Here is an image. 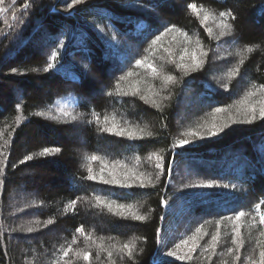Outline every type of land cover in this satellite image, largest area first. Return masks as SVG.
<instances>
[{
  "label": "trees",
  "instance_id": "obj_1",
  "mask_svg": "<svg viewBox=\"0 0 264 264\" xmlns=\"http://www.w3.org/2000/svg\"><path fill=\"white\" fill-rule=\"evenodd\" d=\"M25 3L30 7L21 14ZM69 3L71 0H16L12 5V0H5L3 6L11 10L0 14V161H5L0 163L4 169L0 173V264H55L62 248L69 244L74 250H90L91 264H109L106 252L98 248L101 238L105 248L115 246L116 264H132L115 251L129 241L137 245L135 264H152L154 257L160 259L163 245L158 241L167 240L172 209L179 200L190 205V217L200 218L188 224L186 238L201 226L207 228L203 231L208 235L200 241L193 259L164 260L165 264H209L203 245L216 231V221L239 210L250 214L243 218L241 228L243 264V257L259 238V217L257 227L250 225L255 205L264 200V119L257 114L252 123H233L228 118L242 120L237 115V101L252 90V85L264 84V0H85L68 9ZM189 3L198 8L202 5L217 17L219 11L231 9L237 17L229 21L234 24V34L219 38L218 21L209 19L201 25L187 8ZM171 25L179 31L165 34L150 48L155 37ZM100 27L116 34L120 42L117 48L106 45L97 30ZM206 27L213 29L212 36ZM182 33H187L190 41ZM168 35L175 37L167 42ZM162 41L166 45L161 46ZM197 41L207 52L206 58L201 57L204 65L184 75L176 68L177 56L185 48L199 54ZM246 47L253 51L248 53ZM54 51L58 52L57 60L45 72ZM145 57L158 69L155 76L145 67L135 66L137 59ZM237 67L239 74L230 76ZM129 71L136 75L120 81L121 95H116V82ZM166 75L176 80L168 82ZM132 85L161 108L140 96L123 95ZM108 92L113 95L108 96ZM186 96L191 101L200 96L205 105L185 121L177 114ZM259 99L257 93L253 100ZM217 107L226 111L213 115ZM61 109L83 114L84 119L66 120ZM92 110L100 114L101 125L108 116L110 126L115 116L118 125L143 129L152 136L130 140L101 132L95 122H86L94 120ZM40 112L45 115H37ZM213 122L229 126L203 139L183 135L190 129L204 132ZM178 139L192 143L174 148ZM83 141L87 145H82ZM45 147L61 151L39 156ZM93 154L103 157L108 165L106 178L113 162L118 161L125 166L116 168L118 177L124 178L126 171L143 173L152 177L155 186L139 187L138 182L129 180L133 186L122 188L84 179L88 166L100 174L102 163L85 159ZM153 154L164 157V169H156ZM26 155L34 159L21 164ZM173 158L172 171L168 172L167 164ZM184 161L192 164L194 175L185 177ZM207 181L236 187L189 186ZM95 195L132 205V210L146 219H124L102 211L94 207ZM77 197L82 199L75 211L69 208L65 212L68 202ZM164 200L168 201L166 206ZM48 219L55 222L45 227ZM81 225L95 243L75 232ZM29 227L34 231L27 232ZM220 228L222 239L211 264H232V256L222 255L232 246V225L223 221ZM74 235L76 243L72 244ZM65 259H71L72 264H89L73 253Z\"/></svg>",
  "mask_w": 264,
  "mask_h": 264
},
{
  "label": "snow or ice",
  "instance_id": "obj_2",
  "mask_svg": "<svg viewBox=\"0 0 264 264\" xmlns=\"http://www.w3.org/2000/svg\"><path fill=\"white\" fill-rule=\"evenodd\" d=\"M85 0H71V3L67 4V8L71 9L74 5L82 4ZM5 0H0V14L9 12L11 9L9 7H4ZM16 0H12V5H15ZM30 5L28 3H25L23 5V12H26ZM187 8L194 13L197 18L200 20L201 25H206L207 21L209 19L217 20V26L220 29L219 32V38L229 36L234 34V24L230 23L229 21L234 22L237 17L232 12L231 9L225 10V11H219L218 17L215 13L209 12L203 8L201 5L200 8L197 7L195 3H189L187 5ZM12 18L13 20L16 19V12L12 11ZM206 32L209 36H212L213 29L211 27L205 28ZM179 31V29L176 28L175 25H171L168 27H165L164 32L160 35L156 36L155 39L152 41L151 45L149 47L151 48L152 45H156L161 38L167 34ZM185 36L186 40L190 41V37L187 36V33H182ZM197 47L200 49L199 54L194 49L191 52V63H185L184 59L185 56L188 55V49H183L182 54L179 57V62L176 63V68L181 70L184 75H188L190 71H197L200 70L204 65V59L201 57H207V52L203 50L202 45L199 44V41H197ZM248 53H251L253 51L252 47H246L244 49ZM165 51H169L168 49H165ZM58 52H52L50 56V62L47 64V67L44 69L45 72H47L49 69L53 68L54 63L57 60ZM243 60L239 61V64H243ZM136 67H145L146 69L150 70L151 73L155 76L158 74V69L155 67L153 63L148 62V58L145 57L143 59H137L135 61ZM13 72L16 71V69L12 70ZM239 74V68H234L229 73L230 76L238 75ZM136 75V73L129 71L125 75L121 76L119 80L116 82V95H121L120 90V81L127 80L129 77ZM164 79L168 82H173L176 80L175 76L172 75H166ZM151 87V86H149ZM225 89H227L228 85H223ZM257 93H260V99L259 100H253V97L257 96ZM108 96H112L113 92H108ZM123 95H132V96H140V99L144 100L146 103H151L156 108H161V104L157 103L155 99H150L147 95L141 94V89L137 87L136 85H132L130 87V91L123 92ZM19 107V105H17ZM225 108L217 107L214 109V113H222L225 112ZM237 115L242 116V120H236L231 115L229 116V120H232L233 123L235 122H242V123H252L257 119V114L259 115L260 119H264V84H261L259 86L252 85V90L246 92V94L237 101ZM60 114L67 120L68 118L71 119V121H77L84 119L83 114L73 115L64 109H61ZM37 115L44 116V112L37 113ZM92 116L94 117V120H87L86 122L88 124H92L95 122L99 126V131L101 132H107L114 134L119 137H126L130 140L135 139H143L145 136L151 137L152 133L147 132L143 129H135L133 127L129 126H121L116 123L115 116L111 118V125L109 126V117H104V123L103 125L100 124V114L96 113L95 110H92ZM48 119H55V117L49 116ZM229 125L228 123H222L217 124L213 122L210 126H207L204 132H200L194 129H190L186 133H183L186 137H193V138H199L203 139L205 136H216L220 132H223L225 128H227ZM192 143L189 139H178L174 142L173 147H180L184 148L186 145ZM61 149L59 147L55 148H49L45 147L41 152H39V156L44 157L48 156L50 154L59 153ZM2 155V153H0ZM156 156V169H164L165 165L163 163L164 157L160 156L159 154H153ZM34 159L33 155H26L24 156L23 160L20 161L21 164H23L25 161H30ZM85 159L89 162L94 161H100L102 163V167L100 170V174L97 175L93 172V168L91 166L87 167L88 175L84 177V179H87L89 181H99L106 185H116L122 188H130L133 186L132 183H129V180L133 182H138L139 187H145L146 185H152L155 186L154 181L151 176H145L143 173L136 174L135 172L126 171L124 172V178H120L115 174V170L117 167L123 168L124 165L120 164V162L116 161L113 162L111 169L108 171V178L105 177V168H108V165L104 163V158L98 155H91L86 156ZM139 159V157H137ZM149 159H151V156H149ZM0 163H5V161H0ZM174 163V158L168 162L167 164V171L171 172L172 167L171 165ZM6 166V165H5ZM15 167V166H14ZM4 169L0 168V173H3ZM156 179H159V172L157 173ZM190 187H218L222 186L225 188L232 187L235 188L236 185H219L216 181H207V182H200L198 184H192L189 185ZM82 198L77 197L76 199H72L68 202V204L65 206V212L68 211L69 208H71L73 211H75L76 205L78 200ZM95 205L94 207L100 208L102 211L107 210L109 213L124 218V219H134L138 221H144L146 219L145 215L139 214L136 211L132 210V205H125L117 203L114 200L106 199L100 195L94 196ZM163 204L167 205L168 201L164 200L162 201ZM261 205H264V200H261L258 204L255 205L254 213L255 215L252 217V223L250 227H257L256 217H259L258 225H259V232L258 237L255 240L254 247L252 251L249 253V255L243 257V264H264V211H261ZM250 215L248 212L239 210L236 211L234 215L232 216H224L220 220L216 221V231L211 234L210 240H208L203 245V250L205 253H208L207 260L209 261V264H211L212 257L217 254V247L219 246L222 235H221V224L223 221H228L232 225L231 229V247L226 248V252L222 253L232 256V264H241L242 255H241V249L244 248L245 240L243 238L241 228L243 226V218ZM55 221L53 219H48L45 222V227L48 225L53 224ZM34 229L29 227L27 228V232L31 233ZM75 232L83 236L86 240L92 241L95 243V241L92 238V235L90 233H86L83 225L80 227H77L75 229ZM208 233L203 231V226L196 228L195 232L192 233V235L188 236L186 239H181L179 243H176L172 249H169L166 252L167 257H174L178 260H191L193 259V253L197 251L200 245V241L203 239L204 236H207ZM103 238H101V243L98 245V248H100L102 251L106 252V258L109 262V264H116L115 260L113 259V250L112 247L105 248L102 242ZM160 243H163L162 241H158ZM76 243V237L73 236L72 244ZM136 243L135 241H129L125 242L118 247L115 248L116 253L119 255L120 259H124L125 257L128 258V260L132 261V264H135L134 259V252L136 250ZM187 248L186 252L182 253V249ZM258 251V256L256 255V250ZM69 253H73L76 258L83 259L84 261L89 262L91 264V261L93 259L92 253L88 249H73L71 244L67 248H62V255L59 259L55 261V264H72L71 259H65L69 257ZM100 253L97 252L96 259H99ZM152 264H165V261L159 258L154 257ZM221 264H228L227 261H221Z\"/></svg>",
  "mask_w": 264,
  "mask_h": 264
},
{
  "label": "rangeland",
  "instance_id": "obj_3",
  "mask_svg": "<svg viewBox=\"0 0 264 264\" xmlns=\"http://www.w3.org/2000/svg\"><path fill=\"white\" fill-rule=\"evenodd\" d=\"M97 30L101 34V37L105 41L107 46L112 47V48H117V46L120 43L119 39L116 36V34L113 33V31L110 28L100 27ZM174 37L175 36L170 37L168 35L165 38L166 39L169 38L167 40V42H169V40L171 41L172 38H174ZM165 38H163V39H165ZM163 43L164 42L162 41L161 46L163 45ZM176 48H177V46H176ZM181 52L182 51H180V53ZM180 55L177 56L178 62H179ZM177 58L175 59L176 62H177ZM184 62L185 63H191V53H188V55L185 56ZM13 93H14V95H17L18 92H17V90L14 89ZM202 105H205V103L203 104V101H202L200 96L195 97V99L193 101L190 100L189 96L188 97L186 96L185 97V104L183 105V109L177 114V116L180 120L186 121L187 119L192 118V115L194 114V112L197 110H200L203 107ZM82 145H87V144L85 141H83ZM102 146H105V145L103 144V145H100L99 147H102ZM183 165L187 169L185 177H190L196 173V170L193 168L192 164H188L186 161H184ZM189 206L190 205L188 203H185V202L179 200L177 202L176 207H174L172 209V213H171L172 219H171V222L167 228V240L165 239V241H162L163 247L161 250L162 252L160 255V259L177 260L174 257H167L166 252L169 249H172L176 243H179V241L181 239H186L185 234H187L188 224L192 223V221H198L200 219V218L194 219V218L189 216V212H190V210L188 209V208H190ZM185 216H188V217L186 219H184ZM203 229L207 230V228H203ZM204 232H207V231H204ZM173 237H174V239H172ZM186 251H187V248L182 249V253L186 252Z\"/></svg>",
  "mask_w": 264,
  "mask_h": 264
}]
</instances>
